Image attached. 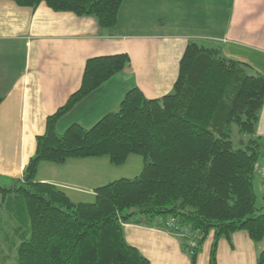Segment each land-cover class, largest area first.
<instances>
[{
  "label": "trees",
  "instance_id": "trees-1",
  "mask_svg": "<svg viewBox=\"0 0 264 264\" xmlns=\"http://www.w3.org/2000/svg\"><path fill=\"white\" fill-rule=\"evenodd\" d=\"M11 1L31 8L45 2L55 12L93 17L104 30L117 25L124 2ZM129 66L125 54L89 59L81 89L49 117L23 176L4 185L0 181V212L8 221L0 225V240L15 264H151L127 243L124 226H151L169 218L201 235L196 248L186 249L192 264L212 232L209 264H218L219 241L233 245L236 232H246L256 244L264 241L255 185L264 160V139L257 134L264 75L224 58L218 47L191 43L171 94L150 100L135 88L118 111L92 128L74 124L57 131L77 104ZM131 155L144 158L142 173L97 188L91 203H73L62 188L37 181L44 162L107 158L122 165ZM257 264H264V250Z\"/></svg>",
  "mask_w": 264,
  "mask_h": 264
},
{
  "label": "crops",
  "instance_id": "crops-1",
  "mask_svg": "<svg viewBox=\"0 0 264 264\" xmlns=\"http://www.w3.org/2000/svg\"><path fill=\"white\" fill-rule=\"evenodd\" d=\"M191 43L218 47L224 58L264 75V0H124L110 30L93 17L55 12L45 2L31 8L0 0V178L8 184L23 176L49 117L81 89L89 59L125 54L130 66L64 116L57 124L61 134L74 124L92 128L118 111L132 89L150 100L171 94ZM258 124L264 139V106ZM102 160L108 159L41 163L37 181L54 184L81 203L72 197L96 196L103 186L96 181L114 172ZM124 234L151 264H192L185 239L155 224H126ZM232 240L233 245L219 241L218 264H257L264 248L246 232H236ZM213 241L212 232L196 264H209Z\"/></svg>",
  "mask_w": 264,
  "mask_h": 264
},
{
  "label": "rangeland",
  "instance_id": "rangeland-1",
  "mask_svg": "<svg viewBox=\"0 0 264 264\" xmlns=\"http://www.w3.org/2000/svg\"><path fill=\"white\" fill-rule=\"evenodd\" d=\"M259 125V124H258ZM238 131L236 128H234V135H233V140H235L238 136ZM102 161H108L106 163H109L108 165L112 167L113 173H109V171L106 169V174L109 173V175H106V177L101 178L99 181H96L97 186L103 185L105 186L106 184H109L111 180L115 179H121V178H128V179H134L138 177L144 168V158L139 155H131L128 160L122 164V165H115L111 163L109 160H102ZM48 163V162H44ZM264 160H262L257 169V174H256V179H255V185L257 188V191L259 192V200H258V208L260 209V213H264V201L262 197V193L260 191V182H261V169L263 167ZM264 168V167H263ZM1 184L4 185L8 181H5L4 179H1ZM95 185V184H94ZM102 187V186H101ZM97 188V187H96ZM72 195V194H71ZM78 197H72L74 202H92L95 200V196L92 197L91 195H84V194H78ZM3 219V220H2ZM7 216L5 212L2 210L0 212V225L1 226H6L7 223ZM257 245L261 247V249L264 248V241L259 242ZM15 256V255H14ZM0 264H15V260L13 257V253L9 252L8 244L2 240H0Z\"/></svg>",
  "mask_w": 264,
  "mask_h": 264
},
{
  "label": "built area",
  "instance_id": "built-area-1",
  "mask_svg": "<svg viewBox=\"0 0 264 264\" xmlns=\"http://www.w3.org/2000/svg\"><path fill=\"white\" fill-rule=\"evenodd\" d=\"M156 227L158 229L168 231L170 233L182 237L183 239H186L187 248L189 251L198 246V242L201 235L197 231L192 230L191 228H185L181 226L174 218H169L167 220H158L156 222Z\"/></svg>",
  "mask_w": 264,
  "mask_h": 264
}]
</instances>
